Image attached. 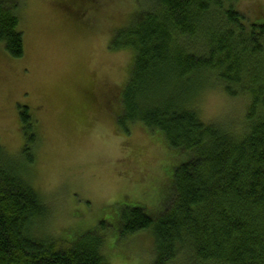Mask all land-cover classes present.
Returning <instances> with one entry per match:
<instances>
[{
	"label": "trees",
	"instance_id": "trees-1",
	"mask_svg": "<svg viewBox=\"0 0 264 264\" xmlns=\"http://www.w3.org/2000/svg\"><path fill=\"white\" fill-rule=\"evenodd\" d=\"M239 1L152 0L112 40V50L135 51L119 131L140 125L188 155L164 210L118 209L123 237L152 234L153 264H264V24L244 16ZM3 4L0 44L19 60L20 16ZM216 91L247 100L238 129L202 120L199 105ZM21 109V157L0 139V264H110L103 243L115 231L111 212L91 230H50L54 206L29 177L34 118Z\"/></svg>",
	"mask_w": 264,
	"mask_h": 264
},
{
	"label": "rangeland",
	"instance_id": "rangeland-1",
	"mask_svg": "<svg viewBox=\"0 0 264 264\" xmlns=\"http://www.w3.org/2000/svg\"><path fill=\"white\" fill-rule=\"evenodd\" d=\"M0 1L18 11L25 51L16 60L0 44V139L21 157L19 112L29 109L37 135L29 177L54 206L50 230H91L111 212L106 221L115 231L103 243L109 263L153 264L152 234L123 237L118 209L132 202L152 213L164 210L174 195L173 172L188 155L170 152L161 134L140 125L119 131L135 51L111 49L118 31L133 25L152 0ZM238 9L264 24V0H240ZM247 104L216 91L198 109L205 122L238 129Z\"/></svg>",
	"mask_w": 264,
	"mask_h": 264
}]
</instances>
